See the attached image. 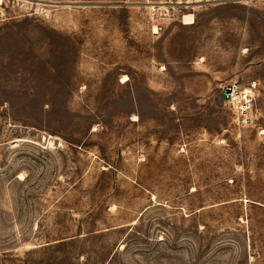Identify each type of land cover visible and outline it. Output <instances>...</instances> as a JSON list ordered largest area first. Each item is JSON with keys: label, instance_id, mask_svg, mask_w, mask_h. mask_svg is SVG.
<instances>
[{"label": "rangeland", "instance_id": "rangeland-1", "mask_svg": "<svg viewBox=\"0 0 264 264\" xmlns=\"http://www.w3.org/2000/svg\"><path fill=\"white\" fill-rule=\"evenodd\" d=\"M0 264H264V0H1Z\"/></svg>", "mask_w": 264, "mask_h": 264}, {"label": "built area", "instance_id": "built-area-1", "mask_svg": "<svg viewBox=\"0 0 264 264\" xmlns=\"http://www.w3.org/2000/svg\"><path fill=\"white\" fill-rule=\"evenodd\" d=\"M224 103L236 114L242 125L254 124L257 120V84L243 86L237 81L222 87Z\"/></svg>", "mask_w": 264, "mask_h": 264}, {"label": "bare ground", "instance_id": "bare-ground-1", "mask_svg": "<svg viewBox=\"0 0 264 264\" xmlns=\"http://www.w3.org/2000/svg\"><path fill=\"white\" fill-rule=\"evenodd\" d=\"M1 1V0H0ZM187 24H193V17H190V20L188 22H186Z\"/></svg>", "mask_w": 264, "mask_h": 264}]
</instances>
